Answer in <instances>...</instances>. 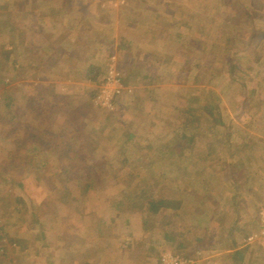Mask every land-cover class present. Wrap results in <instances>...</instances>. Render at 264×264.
Here are the masks:
<instances>
[{
	"label": "rangeland",
	"instance_id": "374dc122",
	"mask_svg": "<svg viewBox=\"0 0 264 264\" xmlns=\"http://www.w3.org/2000/svg\"><path fill=\"white\" fill-rule=\"evenodd\" d=\"M263 214L264 0H0V264H237Z\"/></svg>",
	"mask_w": 264,
	"mask_h": 264
},
{
	"label": "trees",
	"instance_id": "16d2710c",
	"mask_svg": "<svg viewBox=\"0 0 264 264\" xmlns=\"http://www.w3.org/2000/svg\"><path fill=\"white\" fill-rule=\"evenodd\" d=\"M93 70H94V68H93ZM58 100H60V99H58ZM66 101L67 100H64L63 105L65 107H67V109H72L73 106L72 105L67 106ZM70 102H72V99L70 100ZM56 103H57V100H54V103L50 104V107H52V108L56 107L57 106ZM43 114H40L41 118L43 117V116H41ZM208 116H209V114H208ZM41 118L39 120H41ZM226 237H229V238H227V240L225 242H230L231 245L230 244L229 245L231 246V248L227 251L228 256L226 255L227 257L225 258V260H234V263H237V264L243 262L244 261L243 251L245 250V246H247V248L251 247V249L254 250L256 253H260V254L264 255V245L262 246L261 244H249L250 242H249V240H247L248 238L247 239L244 238L245 239L244 242H239L235 238H231L229 234H226ZM222 243L223 242H221V245H222Z\"/></svg>",
	"mask_w": 264,
	"mask_h": 264
},
{
	"label": "built area",
	"instance_id": "2783aa9c",
	"mask_svg": "<svg viewBox=\"0 0 264 264\" xmlns=\"http://www.w3.org/2000/svg\"><path fill=\"white\" fill-rule=\"evenodd\" d=\"M261 221H262V222L264 221V214H263L262 217H261Z\"/></svg>",
	"mask_w": 264,
	"mask_h": 264
}]
</instances>
